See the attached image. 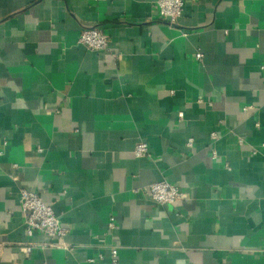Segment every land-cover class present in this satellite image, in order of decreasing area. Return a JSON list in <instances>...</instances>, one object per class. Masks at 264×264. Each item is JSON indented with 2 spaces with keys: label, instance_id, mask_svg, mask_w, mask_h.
<instances>
[{
  "label": "crops",
  "instance_id": "1",
  "mask_svg": "<svg viewBox=\"0 0 264 264\" xmlns=\"http://www.w3.org/2000/svg\"><path fill=\"white\" fill-rule=\"evenodd\" d=\"M157 1L0 0V264H264V0H183L173 25ZM162 179L179 200L144 192ZM22 189L69 249L28 236Z\"/></svg>",
  "mask_w": 264,
  "mask_h": 264
},
{
  "label": "built area",
  "instance_id": "2",
  "mask_svg": "<svg viewBox=\"0 0 264 264\" xmlns=\"http://www.w3.org/2000/svg\"><path fill=\"white\" fill-rule=\"evenodd\" d=\"M158 11L162 19L168 21L170 24H175L182 16L184 11L183 0H158ZM78 44L86 46L92 51H109L110 42L105 33L98 27L85 28L82 30ZM202 53H198L197 59H202ZM264 67V66H263ZM252 107L246 106L244 110L247 111ZM179 118H183V113H179ZM212 137L216 138V134L212 133ZM242 143V139L240 141ZM187 146L193 150L194 139L190 138L187 141ZM3 152L0 151V155ZM216 152H214V155ZM149 154V145L146 141H140L135 148V155L143 157ZM16 170L18 165H14ZM144 192L148 194L151 199L158 204H172L182 197L181 189L166 179L151 183ZM21 207L23 213L26 215V231L31 237L36 231L41 232L51 238V242L43 246L53 248L69 249L70 245L65 240L69 233V228L61 225L58 216L55 214L52 207L47 205L40 197V195L33 190H21ZM110 228L115 227V219L112 215L109 222ZM22 252L30 255L33 250V245L29 243L21 247ZM112 263H117V250L113 248L111 251Z\"/></svg>",
  "mask_w": 264,
  "mask_h": 264
}]
</instances>
